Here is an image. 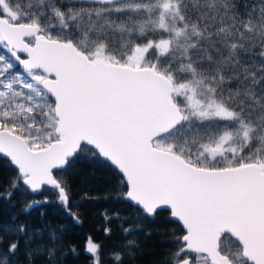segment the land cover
<instances>
[{
	"label": "snow or ice",
	"instance_id": "snow-or-ice-1",
	"mask_svg": "<svg viewBox=\"0 0 264 264\" xmlns=\"http://www.w3.org/2000/svg\"><path fill=\"white\" fill-rule=\"evenodd\" d=\"M0 162L4 207L42 197L0 219V264H60L47 210L79 224L104 189L145 238L105 256L89 236V264L153 235L155 264H264V0H0Z\"/></svg>",
	"mask_w": 264,
	"mask_h": 264
},
{
	"label": "trees",
	"instance_id": "trees-1",
	"mask_svg": "<svg viewBox=\"0 0 264 264\" xmlns=\"http://www.w3.org/2000/svg\"><path fill=\"white\" fill-rule=\"evenodd\" d=\"M92 171H94V169L87 161H79L75 164L74 168L70 170V175H75L76 178H79L86 176ZM97 174L99 175L100 173ZM12 175H14L13 170L3 167L2 162H0V177L7 178ZM103 175L108 177L109 172L104 171ZM94 195L98 197L97 202L85 203L78 210V215L81 221L79 224L74 223L71 218L66 219L62 216L55 215L51 209L47 210V214L43 217L44 224H50L52 227L63 231L62 245L65 254L61 257L60 264H89V257L84 252V245L89 236H91L95 242L103 246L102 251L105 253V256H110L112 252L118 251L120 246L128 240L139 239L143 241L145 238L144 232L125 236L123 234V229L120 227L122 220H105V213L109 216H113L114 213L119 212L122 218L134 214L124 203H115L111 198L105 202V195L114 197L116 195V190H99L94 193ZM41 198L42 197L39 196H28L27 198H23L17 195L11 201L15 207L10 210L7 207H4L3 202L0 201V219L6 220L10 214H19L24 205L29 203L32 199ZM41 211H43V209H37L28 216L21 214L17 220V224L27 222L30 225L38 226L41 222ZM73 211L77 212V209L73 208ZM163 215H166V213L157 217L158 222L161 221ZM128 226V223L124 224V227ZM106 227L111 229V233L109 235H106L104 232ZM156 227L157 225L153 223H146L144 225L145 232L154 230ZM157 240L158 238L153 235V237L147 239L146 243H142L144 255L138 256L137 260L133 262V264H155L156 261L162 259L160 253L163 251V248L157 245ZM9 242L10 241L6 240L3 247L6 248L7 243ZM72 248L76 250L75 253L69 251V249ZM107 264H111V261H107ZM125 264H129L127 258L125 259Z\"/></svg>",
	"mask_w": 264,
	"mask_h": 264
}]
</instances>
